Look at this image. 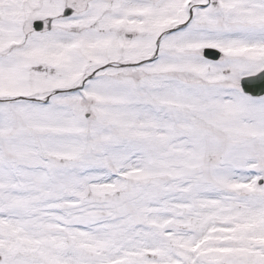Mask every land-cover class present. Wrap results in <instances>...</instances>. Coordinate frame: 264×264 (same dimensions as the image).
Returning <instances> with one entry per match:
<instances>
[{"label": "snow or ice", "instance_id": "obj_1", "mask_svg": "<svg viewBox=\"0 0 264 264\" xmlns=\"http://www.w3.org/2000/svg\"><path fill=\"white\" fill-rule=\"evenodd\" d=\"M0 264H264V0H0Z\"/></svg>", "mask_w": 264, "mask_h": 264}]
</instances>
